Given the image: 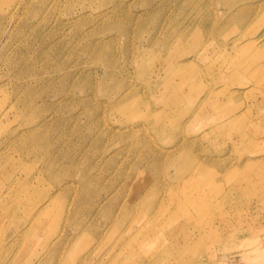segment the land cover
Masks as SVG:
<instances>
[{
	"label": "rangeland",
	"instance_id": "rangeland-1",
	"mask_svg": "<svg viewBox=\"0 0 264 264\" xmlns=\"http://www.w3.org/2000/svg\"><path fill=\"white\" fill-rule=\"evenodd\" d=\"M0 264H264V0H0Z\"/></svg>",
	"mask_w": 264,
	"mask_h": 264
},
{
	"label": "bare ground",
	"instance_id": "bare-ground-1",
	"mask_svg": "<svg viewBox=\"0 0 264 264\" xmlns=\"http://www.w3.org/2000/svg\"><path fill=\"white\" fill-rule=\"evenodd\" d=\"M118 7H119V6H118ZM113 8H115V7H113ZM201 16H202V15H201ZM172 57H173V56H172ZM177 60H178V59H177ZM177 60H176V61H177ZM170 65H171V64H170ZM168 66H169V65H168ZM172 66H174V64H173ZM172 66H171V67H172ZM180 66H181V64H180ZM169 67H170V66H169ZM177 67H178V66H177ZM181 67H182V66H181ZM175 69H176V68H175ZM182 69H183V68H181V70H182ZM172 70H173V69H172ZM172 70H171V71H172ZM172 72H175V71H172ZM178 72H179V71H178ZM233 115H234V114H233ZM230 118H231V117H230ZM226 120H227V119H225V121H226ZM222 121H223V120H222Z\"/></svg>",
	"mask_w": 264,
	"mask_h": 264
}]
</instances>
